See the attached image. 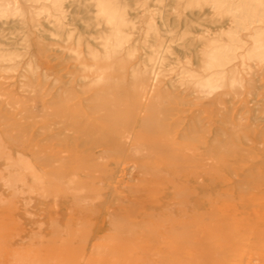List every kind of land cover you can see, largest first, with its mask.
I'll use <instances>...</instances> for the list:
<instances>
[{
    "label": "bare ground",
    "instance_id": "bare-ground-1",
    "mask_svg": "<svg viewBox=\"0 0 264 264\" xmlns=\"http://www.w3.org/2000/svg\"><path fill=\"white\" fill-rule=\"evenodd\" d=\"M222 144L264 174V0H0V231L222 264Z\"/></svg>",
    "mask_w": 264,
    "mask_h": 264
},
{
    "label": "rangeland",
    "instance_id": "rangeland-1",
    "mask_svg": "<svg viewBox=\"0 0 264 264\" xmlns=\"http://www.w3.org/2000/svg\"><path fill=\"white\" fill-rule=\"evenodd\" d=\"M224 120L222 111V133ZM232 153L222 144V264H234L240 255V264L249 259L264 264V174H238L235 163H224ZM21 213L27 212L2 213L7 220L15 218L18 234L12 235L6 226L0 231V264H163L168 259L153 240L54 238L44 225L35 233L28 217L18 216Z\"/></svg>",
    "mask_w": 264,
    "mask_h": 264
}]
</instances>
